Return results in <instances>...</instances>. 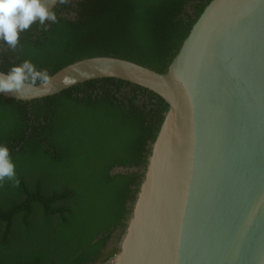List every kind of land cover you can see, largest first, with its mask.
<instances>
[{"label": "trees", "instance_id": "1", "mask_svg": "<svg viewBox=\"0 0 264 264\" xmlns=\"http://www.w3.org/2000/svg\"><path fill=\"white\" fill-rule=\"evenodd\" d=\"M209 1L58 2L56 22L37 20L15 50L0 40V71L28 59L51 76L111 56L165 72ZM167 108L112 77L31 101L0 95V145L19 180L0 183V264H109Z\"/></svg>", "mask_w": 264, "mask_h": 264}, {"label": "water", "instance_id": "2", "mask_svg": "<svg viewBox=\"0 0 264 264\" xmlns=\"http://www.w3.org/2000/svg\"><path fill=\"white\" fill-rule=\"evenodd\" d=\"M50 77L0 95L112 77L168 105L109 264H264V0H210L165 72L92 56Z\"/></svg>", "mask_w": 264, "mask_h": 264}, {"label": "clouds", "instance_id": "3", "mask_svg": "<svg viewBox=\"0 0 264 264\" xmlns=\"http://www.w3.org/2000/svg\"><path fill=\"white\" fill-rule=\"evenodd\" d=\"M57 0H0V40L15 50L20 33L29 29L37 20L43 24L46 20L56 22V14L49 9V3ZM67 4L68 0H58ZM67 83L66 80L62 81ZM52 78L47 70H38L28 59L19 65H13L6 73H0V92H14L17 98H27L33 88L50 91ZM5 179L19 185L15 165L10 157L9 148L0 145V183Z\"/></svg>", "mask_w": 264, "mask_h": 264}, {"label": "flooded vegetation", "instance_id": "4", "mask_svg": "<svg viewBox=\"0 0 264 264\" xmlns=\"http://www.w3.org/2000/svg\"><path fill=\"white\" fill-rule=\"evenodd\" d=\"M77 1H79V0H70V2H71L70 4L73 6L74 3H76ZM80 1H81V0H80ZM57 4H58V2H57ZM57 4H55V6H54L52 9H54V8L56 7ZM52 9H51V10H52ZM71 10H72V9H70L69 11H71ZM67 12H68V11H67ZM67 12H63V13H61V16H64V15H65V16H68L69 18H72V19H73L74 16H75V13H74V14H73V13H69V14H68ZM65 13H67V14H65ZM117 170H118V169H117ZM111 244H112V243H110V245H111ZM97 264H99V262H98Z\"/></svg>", "mask_w": 264, "mask_h": 264}]
</instances>
